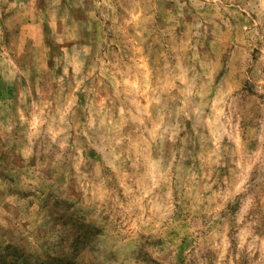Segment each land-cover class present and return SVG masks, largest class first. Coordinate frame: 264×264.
<instances>
[{"label": "rangeland", "instance_id": "374dc122", "mask_svg": "<svg viewBox=\"0 0 264 264\" xmlns=\"http://www.w3.org/2000/svg\"><path fill=\"white\" fill-rule=\"evenodd\" d=\"M229 11L0 0V264H264V43ZM161 158L170 206L136 191Z\"/></svg>", "mask_w": 264, "mask_h": 264}, {"label": "clouds", "instance_id": "9594fccd", "mask_svg": "<svg viewBox=\"0 0 264 264\" xmlns=\"http://www.w3.org/2000/svg\"><path fill=\"white\" fill-rule=\"evenodd\" d=\"M198 8H203L205 4L208 5V11L214 7L219 12L220 9L229 11V15L234 17L239 24L241 21H244L248 24L247 27L243 29V35L247 36L254 46L255 42L259 41L264 43V0H195ZM199 29L200 25H196ZM243 39V37H240ZM248 65L251 67L252 71L250 74L245 73L249 79L259 80L261 83H264V62L259 65L254 64L251 60L248 61ZM201 67H206L201 65ZM67 75V70L65 71ZM207 75V72L204 73ZM183 82V78L181 77ZM123 115V110H121ZM71 115H67L62 118V131L65 132V139L71 130V124L69 123ZM227 122V117H225ZM103 123V121H101ZM221 131L217 133V140L222 138L227 134V127L225 124L220 125ZM164 132H167V129H164ZM87 135V132L84 133ZM155 139V136L152 137ZM168 140L175 143L174 136H168ZM161 142H163L164 135L163 133L160 136ZM119 143V141H117ZM66 145L62 144L61 147ZM150 147V145H149ZM114 155L115 160H119V156ZM78 160V158H77ZM171 162H165L163 158L158 160L155 165H150L147 172L143 174V178L136 186V191L143 195H150V199H155L158 194L161 201L170 206L171 201L167 200L166 197L171 196L174 186H178L180 182V176L177 173L171 171ZM175 177V178H174ZM131 192V189L129 190ZM135 195V193H132ZM246 194L245 186L243 182L237 185L235 188V195L240 196Z\"/></svg>", "mask_w": 264, "mask_h": 264}]
</instances>
